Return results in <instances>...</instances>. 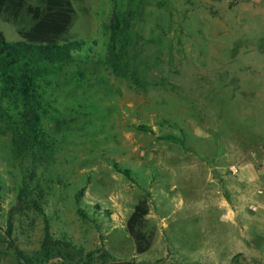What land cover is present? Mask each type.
<instances>
[{"label":"rangeland","instance_id":"374dc122","mask_svg":"<svg viewBox=\"0 0 264 264\" xmlns=\"http://www.w3.org/2000/svg\"><path fill=\"white\" fill-rule=\"evenodd\" d=\"M71 1L67 37L94 62L55 79L45 148L16 156L0 131V264H106L102 249L136 264H264V0H142L136 81L102 61L111 11L128 0ZM0 31L20 39L5 16ZM246 164L259 181L240 195ZM145 194L153 240L135 254L126 220ZM46 229L62 243L50 258Z\"/></svg>","mask_w":264,"mask_h":264},{"label":"trees","instance_id":"16d2710c","mask_svg":"<svg viewBox=\"0 0 264 264\" xmlns=\"http://www.w3.org/2000/svg\"><path fill=\"white\" fill-rule=\"evenodd\" d=\"M141 2L128 0L126 8L112 9L102 58L115 74L135 81L137 77L130 69L131 44ZM2 16L16 25L20 37L17 41H8L0 31V101H9L7 107L0 106V131L10 135L12 152L17 156L45 148L47 133L42 118L55 110V100L49 93L55 79L66 67L89 64L94 58L85 41L67 37L76 19L71 0H0ZM161 138L185 148L184 140L178 136L165 134ZM123 172L129 174L128 170ZM83 191L84 187L76 193V200ZM25 194L26 190L20 189L18 201H23ZM148 213V194H145L134 204L126 220L135 254H143L152 244ZM6 234L10 235L9 230ZM60 245L62 243L53 240L46 229L41 244L43 256H55L52 253L59 252ZM13 249L19 263L22 259L29 262L22 251ZM101 256L106 264H136L132 260H114L106 249L101 250ZM187 264L203 263L190 261Z\"/></svg>","mask_w":264,"mask_h":264},{"label":"crops","instance_id":"0c3cea01","mask_svg":"<svg viewBox=\"0 0 264 264\" xmlns=\"http://www.w3.org/2000/svg\"><path fill=\"white\" fill-rule=\"evenodd\" d=\"M240 172H239V177H240V182H239V185H240V189L237 188V189H232L236 192H241L242 188L243 187H248V186H254V185H257L258 183V177H259V171L258 170H255L252 166L250 167V164H246L245 166H242L240 167ZM245 193V192H244ZM240 195H243V192H241ZM248 195V194H247ZM243 197V196H242ZM240 198V197H239ZM241 199V198H240ZM254 199V198H252ZM221 206H223V208H227L229 207V212H232V207L224 201L220 203ZM229 214V213H228ZM233 214V213H232ZM230 216V215H228Z\"/></svg>","mask_w":264,"mask_h":264},{"label":"built area","instance_id":"2783aa9c","mask_svg":"<svg viewBox=\"0 0 264 264\" xmlns=\"http://www.w3.org/2000/svg\"><path fill=\"white\" fill-rule=\"evenodd\" d=\"M257 192L260 193L259 190H258ZM248 206H249V208H250L251 210H255V209H256V206H255L253 203H250Z\"/></svg>","mask_w":264,"mask_h":264}]
</instances>
